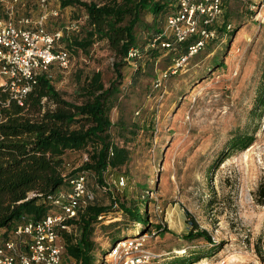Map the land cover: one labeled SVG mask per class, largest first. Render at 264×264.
<instances>
[{
    "label": "rangeland",
    "instance_id": "obj_1",
    "mask_svg": "<svg viewBox=\"0 0 264 264\" xmlns=\"http://www.w3.org/2000/svg\"><path fill=\"white\" fill-rule=\"evenodd\" d=\"M22 1L17 19L41 15L38 0ZM62 2H50L49 10L60 14L50 15L46 27L49 32L64 29L61 45L69 49L70 63L54 64L48 75L65 99L80 102V82L88 75L100 71L106 87L115 80V56L105 38L87 52L67 46L84 35L88 21L83 6ZM224 9L221 22L226 19L230 30L218 31L176 73L171 72L175 53L148 44L164 28L169 6L157 16L142 12L135 32L145 56L135 65H123L110 111L111 131L128 148L129 160L106 172L104 185L88 172L97 201L112 209L93 234L96 264L113 234L125 240L142 228L120 202L135 210L145 199L147 232L158 233L146 241L156 253L149 264H264L255 247L264 244V198L258 194L264 185V107L255 110L264 69V0H224ZM188 42L178 49L185 50ZM4 81L0 75V86ZM240 137H250V143L235 144ZM84 158L70 152L68 172ZM114 221L118 224L103 226ZM192 229L206 230L211 241L189 239ZM66 260L75 264L69 256Z\"/></svg>",
    "mask_w": 264,
    "mask_h": 264
},
{
    "label": "trees",
    "instance_id": "obj_2",
    "mask_svg": "<svg viewBox=\"0 0 264 264\" xmlns=\"http://www.w3.org/2000/svg\"><path fill=\"white\" fill-rule=\"evenodd\" d=\"M174 2L101 0L88 3L63 0L64 6H83L88 21L84 35H76L67 46L87 52L97 39L105 38L115 56L112 62L116 78L106 87L100 71L88 75L80 82V102L65 99L53 85L48 73L54 65L48 72L33 79L32 88L22 101L13 97L9 82L0 86V228L9 229L24 216L38 219L51 212L52 205L48 197L65 187L78 172L84 171L87 175L90 172L99 185H104L106 172L127 164L129 150L115 140L111 131L113 96L118 91L117 83L123 79V65H135L127 59L129 51L132 48L140 50L136 63L145 56L137 46L135 32L142 12L151 10L157 16L169 6L168 15L174 8ZM229 25L226 19L220 21L217 33L230 30ZM161 31L157 29L151 37L148 43L151 47L163 48L160 41L154 42ZM64 48L69 51L66 46ZM171 51L176 52L173 49ZM256 101L255 110L262 109L264 69ZM250 139L240 137L234 142L245 146L250 143ZM70 152H80L85 158L80 167L68 172L67 155ZM258 194L264 198V185L260 186ZM140 205L144 206V214L140 213ZM120 208L142 225L139 235L149 231L147 199L139 202L135 210L129 209L125 201L120 202ZM111 211L110 206L97 201L96 195L94 201L80 209L73 231L64 233L66 254L75 264H96L93 234L100 220ZM117 224L114 221L103 226ZM194 226V230L198 228ZM194 230L189 231V239L204 237L211 241L206 230H198L197 233ZM120 236L117 233L112 235L108 251L116 242L121 241ZM255 247L257 254L264 259V244L257 243ZM107 250L98 263L103 264Z\"/></svg>",
    "mask_w": 264,
    "mask_h": 264
},
{
    "label": "built area",
    "instance_id": "obj_3",
    "mask_svg": "<svg viewBox=\"0 0 264 264\" xmlns=\"http://www.w3.org/2000/svg\"><path fill=\"white\" fill-rule=\"evenodd\" d=\"M51 1L54 0H38L40 16L17 19L23 1L0 0L3 15L0 16V75L5 80L3 84L10 83L11 93L19 101L31 90L35 77L48 72L56 63L61 67L70 63V53L61 45L64 29L49 32L46 27L50 15L60 14L58 9L49 10ZM224 10V0H175L161 34L154 39L163 48L176 51L172 73L217 36ZM71 28L79 29L77 24ZM189 39L186 50L178 49ZM139 57L140 50L132 48L127 59L136 64ZM48 199L52 211L45 216L38 219L24 216L9 229L0 228V264H71L72 261L66 260L64 233L73 231L80 209L95 199L87 173L78 172ZM157 234L153 230L151 234L116 242L104 256L103 264L107 259L111 264H149L156 253L147 247L146 241Z\"/></svg>",
    "mask_w": 264,
    "mask_h": 264
}]
</instances>
